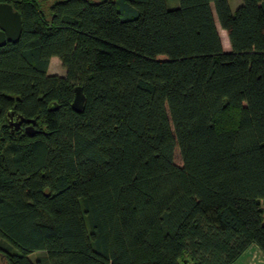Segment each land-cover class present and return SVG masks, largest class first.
I'll use <instances>...</instances> for the list:
<instances>
[{
	"label": "trees",
	"instance_id": "16d2710c",
	"mask_svg": "<svg viewBox=\"0 0 264 264\" xmlns=\"http://www.w3.org/2000/svg\"><path fill=\"white\" fill-rule=\"evenodd\" d=\"M43 2L0 0L23 20L0 47V264L264 255V0Z\"/></svg>",
	"mask_w": 264,
	"mask_h": 264
},
{
	"label": "water",
	"instance_id": "95a60500",
	"mask_svg": "<svg viewBox=\"0 0 264 264\" xmlns=\"http://www.w3.org/2000/svg\"><path fill=\"white\" fill-rule=\"evenodd\" d=\"M23 20L19 11L9 3H0V47L6 43H17L22 35ZM86 97L81 87L76 88V95L72 103V109L80 113L84 109ZM56 106H50V109H55ZM8 125L11 131H17L26 124L25 130L30 135L36 133L34 125L37 123L36 118H26L23 114L11 109L6 113ZM1 133V132H0Z\"/></svg>",
	"mask_w": 264,
	"mask_h": 264
},
{
	"label": "rangeland",
	"instance_id": "374dc122",
	"mask_svg": "<svg viewBox=\"0 0 264 264\" xmlns=\"http://www.w3.org/2000/svg\"><path fill=\"white\" fill-rule=\"evenodd\" d=\"M56 1H58V0H44V2H43V9H44V12L46 13V15H49V7L52 4H54V2H56ZM91 1H96L97 2V1H102V0H91ZM167 5H168L169 8H175L176 6H178V0H167ZM231 6H232L233 9H235L233 7L234 6L233 0L231 1ZM217 27H218L219 33L221 34V32H223L225 34L224 36L226 37L227 42L230 43L229 37L227 35V32L220 27L218 21H217ZM65 72L66 71H65V69H64L61 61L59 59L55 58L51 62V64H50L49 73L50 74H57L59 76H63V75H65ZM175 162L178 165H181L182 164L181 157H180V154H179V150L176 151V154H175ZM41 254L42 253H39V252L34 253L32 255V258L35 259L38 256H40ZM243 258H244V256L240 259V262L243 261ZM252 259H254V262H255V260H257L258 263L257 262L256 263L259 264L260 258H259V256L257 254H252ZM252 259L251 260L246 259L245 262H243V263H248L250 261L252 262L253 261Z\"/></svg>",
	"mask_w": 264,
	"mask_h": 264
},
{
	"label": "crops",
	"instance_id": "0c3cea01",
	"mask_svg": "<svg viewBox=\"0 0 264 264\" xmlns=\"http://www.w3.org/2000/svg\"><path fill=\"white\" fill-rule=\"evenodd\" d=\"M231 1L232 0H229L230 2V6H231ZM234 2V8L236 9L242 2V0H233ZM231 9L232 11H235V9L232 8L231 6ZM220 34V33H219ZM225 34L223 32H221L220 34V37H221V41H222V44H223V48L225 51H230L231 50V44L227 42L226 40V37L224 36ZM225 39V40H224ZM56 57L52 58L51 62L55 59ZM58 59V58H57ZM259 253V254H258ZM252 254H257L260 258V262L259 264H264V255L263 253L260 251V249L256 246H253L249 249V251L244 255V258H243V261L242 262H238L239 264H257V260H255L254 262V259H252ZM262 257V258H261ZM248 259V260H253L252 262H248V263H243L245 262V260ZM257 262V263H256Z\"/></svg>",
	"mask_w": 264,
	"mask_h": 264
}]
</instances>
